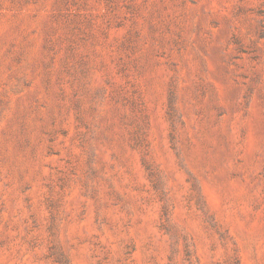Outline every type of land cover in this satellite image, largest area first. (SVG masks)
<instances>
[{"label": "rangeland", "instance_id": "rangeland-1", "mask_svg": "<svg viewBox=\"0 0 264 264\" xmlns=\"http://www.w3.org/2000/svg\"><path fill=\"white\" fill-rule=\"evenodd\" d=\"M0 264H264V0H0Z\"/></svg>", "mask_w": 264, "mask_h": 264}]
</instances>
